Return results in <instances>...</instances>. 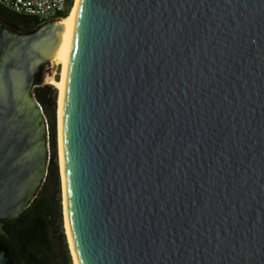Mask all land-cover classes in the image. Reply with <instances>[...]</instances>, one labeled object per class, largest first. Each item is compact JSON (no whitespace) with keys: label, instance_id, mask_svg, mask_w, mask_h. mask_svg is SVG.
<instances>
[{"label":"water","instance_id":"obj_1","mask_svg":"<svg viewBox=\"0 0 264 264\" xmlns=\"http://www.w3.org/2000/svg\"><path fill=\"white\" fill-rule=\"evenodd\" d=\"M61 29L0 20L2 220L45 179ZM60 144L77 264H264V0H78Z\"/></svg>","mask_w":264,"mask_h":264},{"label":"trees","instance_id":"obj_2","mask_svg":"<svg viewBox=\"0 0 264 264\" xmlns=\"http://www.w3.org/2000/svg\"><path fill=\"white\" fill-rule=\"evenodd\" d=\"M67 13L68 10L63 12L61 18ZM0 20L8 27L20 31H30L40 25L35 18L12 14L1 6ZM35 84L33 93L41 106L49 129L47 171L30 205L12 219H0V238L12 247L16 264H73L63 230L56 142L57 89L52 84H43L39 76L36 77Z\"/></svg>","mask_w":264,"mask_h":264},{"label":"bare ground","instance_id":"obj_3","mask_svg":"<svg viewBox=\"0 0 264 264\" xmlns=\"http://www.w3.org/2000/svg\"><path fill=\"white\" fill-rule=\"evenodd\" d=\"M78 0H75L73 6L69 9L67 15L60 20L55 21L58 24L62 25V29L59 30L58 36L60 38L58 45L56 46L52 56H51V62L53 63H60L61 64V74L59 80L52 79L50 81L51 84H53L56 88L59 90V97H58V144H59V163H60V174L61 179H63V172H62V160H61V144H60V108H61V94H62V88H63V80L65 75V69L67 64V58L69 53V46L71 41V33H72V27L76 12ZM63 210H64V221H65V228L68 236V241L70 244L71 253L73 255V262L74 264H77L75 256L73 254V249L69 237V230L67 225V219H66V213H65V206H64V199H63Z\"/></svg>","mask_w":264,"mask_h":264},{"label":"built area","instance_id":"obj_4","mask_svg":"<svg viewBox=\"0 0 264 264\" xmlns=\"http://www.w3.org/2000/svg\"><path fill=\"white\" fill-rule=\"evenodd\" d=\"M72 0H0V6L6 11L20 16L45 21H57L61 14L69 10Z\"/></svg>","mask_w":264,"mask_h":264},{"label":"rangeland","instance_id":"obj_5","mask_svg":"<svg viewBox=\"0 0 264 264\" xmlns=\"http://www.w3.org/2000/svg\"><path fill=\"white\" fill-rule=\"evenodd\" d=\"M74 2H75V0H72L70 8H71V6H73ZM20 28H21V26H20ZM41 66L42 67L39 68L37 76H39V78H41L43 84H46V83L47 84H51L50 81L52 79H54V80H59L60 79V74H61V64L60 63H53V62L50 61L48 63H45V64L41 65ZM56 89H57V97H59V90H58V88H56ZM56 142H57L58 165H59V172H60L59 144H58V100L56 101ZM60 180H61V201H62V209H63V190H62L61 174H60ZM63 230H64L67 246H68V249H69V252H70V255H71V259H72V262H73V255L71 253L70 244H69V241H68V236H67V232H66V228H65L64 210H63ZM73 264H74V262H73Z\"/></svg>","mask_w":264,"mask_h":264}]
</instances>
